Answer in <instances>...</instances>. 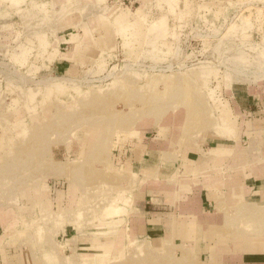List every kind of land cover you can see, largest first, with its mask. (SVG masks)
Instances as JSON below:
<instances>
[{
    "label": "rangeland",
    "instance_id": "374dc122",
    "mask_svg": "<svg viewBox=\"0 0 264 264\" xmlns=\"http://www.w3.org/2000/svg\"><path fill=\"white\" fill-rule=\"evenodd\" d=\"M145 2L0 0V203L19 238L9 264H190L128 236L112 145L177 113L179 134L216 135L231 86L264 89V0ZM92 17L114 45L76 77L53 75L63 36Z\"/></svg>",
    "mask_w": 264,
    "mask_h": 264
},
{
    "label": "crops",
    "instance_id": "0c3cea01",
    "mask_svg": "<svg viewBox=\"0 0 264 264\" xmlns=\"http://www.w3.org/2000/svg\"><path fill=\"white\" fill-rule=\"evenodd\" d=\"M139 1L142 6L146 3ZM91 19L94 22L75 23L78 32L63 36L61 43L68 46L53 54V75L76 77L88 60L114 45L113 33L103 32V40L97 35L96 17ZM160 22L162 26L164 21ZM134 30L131 35L140 43L144 33L139 25ZM260 88L231 86L218 107L221 130L203 142L175 130L183 119L177 113L154 118L158 122L143 119L133 139L112 145V162L129 199L124 228L129 237L149 243L144 249L169 247L175 249V258L190 264H264V89ZM222 107L229 110L228 125L219 114ZM6 145L0 125V155ZM56 170L68 171L61 166ZM6 206L0 203V264L12 261L19 242L15 215Z\"/></svg>",
    "mask_w": 264,
    "mask_h": 264
},
{
    "label": "bare ground",
    "instance_id": "6f19581e",
    "mask_svg": "<svg viewBox=\"0 0 264 264\" xmlns=\"http://www.w3.org/2000/svg\"><path fill=\"white\" fill-rule=\"evenodd\" d=\"M150 109H152L151 107H149ZM155 116V115H154Z\"/></svg>",
    "mask_w": 264,
    "mask_h": 264
}]
</instances>
